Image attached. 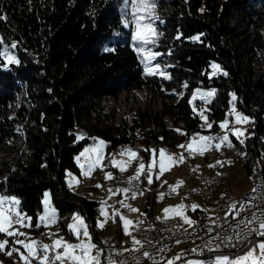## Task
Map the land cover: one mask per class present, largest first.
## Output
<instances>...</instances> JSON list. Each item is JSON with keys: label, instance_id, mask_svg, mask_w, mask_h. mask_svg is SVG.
I'll use <instances>...</instances> for the list:
<instances>
[{"label": "trees", "instance_id": "trees-1", "mask_svg": "<svg viewBox=\"0 0 264 264\" xmlns=\"http://www.w3.org/2000/svg\"><path fill=\"white\" fill-rule=\"evenodd\" d=\"M125 11L124 0H0V38L17 43L20 61L0 62V193L19 199L31 228L48 189L57 225L72 235L67 224L76 211L101 246L98 200L72 190L66 169L79 171L77 154L97 136L107 155L129 145L147 157L151 144L174 146L200 130L188 102L197 87L216 89L206 111L216 122L210 130L230 103L251 117L247 136L230 132L247 173L264 160V0H157L155 27L163 35L149 47L170 64L168 80L145 75ZM212 59L227 76L209 79ZM135 90H144L145 104L127 106L118 118L119 95ZM144 192L143 211L152 219L156 193ZM14 255L0 252V264Z\"/></svg>", "mask_w": 264, "mask_h": 264}, {"label": "snow or ice", "instance_id": "snow-or-ice-1", "mask_svg": "<svg viewBox=\"0 0 264 264\" xmlns=\"http://www.w3.org/2000/svg\"><path fill=\"white\" fill-rule=\"evenodd\" d=\"M126 11L124 13L125 19L123 20L124 25L127 27L129 25L133 26V31L131 32V40L133 42V47L138 55L141 56V62L144 65L143 71L146 76H162L165 79H171V76L168 75L162 68L160 63L153 64V61H156L158 57L163 55L158 51H153L150 45L155 47L158 44L160 37L163 35L158 29L155 27V22L159 20V16L156 14L157 0H124ZM130 8V12L127 9ZM203 11V9H201ZM130 17V19H129ZM0 19H6V17L0 16ZM163 23V21H160ZM175 39L179 40L180 35L178 34ZM194 41H198L200 39L199 36H194L191 38ZM0 45L3 47L0 48V62H5L7 65L19 64L20 61L13 54L11 49H15L17 47V43L13 41L10 45H5L3 38H0ZM168 54H171L169 50ZM212 68L211 74H209V79L215 77L217 75L227 76L228 73L224 72L219 64L212 63L210 65ZM183 87L187 88L188 85L185 83ZM216 93V89L212 88L207 91H202L200 88H196L191 93V99L188 101L190 105H193L192 111L197 113L203 123L200 125L201 129H211L213 123L209 122L205 112L207 109L201 105L199 111L197 107L194 105V101L198 98L203 101V104H210L212 98ZM233 100H235V94H232ZM227 116H234L233 125L240 124L241 122H248L249 118L242 113L236 111L235 106L231 108L228 112ZM230 121L226 117L221 122H219V127L223 129H227L232 132L233 135L236 136L237 139L243 135V132L239 129L229 128ZM177 132H180L177 129ZM182 135H187L186 133H181ZM197 137H199V141H197ZM82 138V137H81ZM162 139V138H161ZM243 143V141H240ZM103 141H100V144H103ZM214 143L216 149H219L222 144L227 146H231V141L227 132L223 136H206L197 133L193 135L189 143L178 145L179 148L184 149L188 152L189 156H192L195 152L199 151L201 155L209 149L210 145ZM97 151L95 148L92 149H84L83 152L76 158L77 164L80 166L82 170V175L88 176L95 168L100 166V160L102 157L98 154L95 159H91L87 161V167L85 164L81 163V157H86V154L89 152ZM151 153V162L147 165L141 161L137 167V171L134 176L129 178V185L132 184L133 181H138L141 175L146 176L149 184L153 183V173H156V179H159V176L164 173L167 168L166 160L173 164L176 163V158L171 155L166 156V150L160 149H152L147 150ZM157 151L159 152V158L157 159ZM128 154L129 163L138 157V153L133 151L132 149H122L120 155ZM180 161H183V154L178 158ZM217 164H221L222 162L217 161ZM114 167L118 168L121 172L125 171L123 162H116L114 159L112 161ZM215 165H209V167H214ZM158 169V171H156ZM71 175V174H69ZM111 178V173H106V179ZM166 183V182H165ZM183 181H178L177 186L182 184ZM97 187H101L97 185ZM130 191V188L117 189L116 193H124L127 194ZM176 187L170 186V192H175ZM109 198L113 194V190L109 189ZM141 195L143 193H140ZM137 193L135 191L132 192V198H135ZM164 193L160 194V198L163 199ZM44 211L38 217V223L34 226L39 228L42 225L44 227H48L51 223L54 222V213L55 209H51L49 207L50 204V194H44ZM121 208H126L131 212H138L139 210L136 208H132L131 205L125 204L123 200L118 202ZM20 201L15 196H10L7 194H0V234L5 236V239L0 240V252H4L6 247L9 249L7 251V255L9 257L17 254L19 257V261L22 264H103L101 257L104 255L103 249H98L97 244L93 242L91 234L89 232V227L86 224L83 217L77 215H73L72 223L67 225L70 233L77 240L76 243H70L65 241L63 237H59L53 240L51 244H44L41 241H36L31 237L26 236L25 233L19 231L18 228H15V225H19L20 227H33L32 217L27 216L22 210L19 209ZM107 202L102 200L100 213L104 216V221L97 222V227L103 228L104 223L111 218L114 222H116L117 218L120 222H122L123 232L126 235L131 236V232L129 231V225L133 224V221L124 217L119 209L115 206H108L112 208L111 215L109 216L106 210ZM190 207L191 211L195 212L200 206L197 204H192L190 206H186L183 203L176 205L174 207H166L164 212V218L167 220L168 213H173L174 216H179L183 222L189 226L196 224V221L191 219L188 215H186L187 209ZM243 207V205H241ZM237 205L235 203L229 206V210L236 211ZM206 211V210H205ZM238 214V213H237ZM174 218V217H173ZM159 219V218H158ZM215 223V221H212ZM257 222V218L253 216L252 220H249L246 223L252 224ZM142 223V221H138L137 224ZM186 231V229H185ZM211 231V229H209ZM248 232H255L256 235L264 237V219L259 220V228L251 229L246 228ZM55 235V234H52ZM21 236H24L25 239H20ZM8 238H11V242ZM239 238V236H238ZM226 240H231L232 237L225 236ZM133 249H125L124 251H139L140 248H143V242L137 240L134 236L132 237ZM179 242V241H178ZM106 243V242H105ZM19 245L21 247H16ZM139 245L140 247H135ZM205 247H208L209 251L213 249L209 244H206ZM216 248H219V244L216 245ZM23 249V250H21ZM62 249V251H61ZM114 251V250H113ZM163 251V249H161ZM196 251V249H193ZM116 255H121L122 253H115ZM143 256L148 259H153V264H159L149 252L144 251ZM137 259V264H139V258ZM176 259H180V257H174L172 261H169L168 264H174ZM106 264H126V261L120 260L116 261L112 259V256H108ZM187 264H206L205 261H188ZM211 264H264V241L258 242L255 246L249 248L243 255L236 256L235 258H231L227 255L217 256Z\"/></svg>", "mask_w": 264, "mask_h": 264}, {"label": "rangeland", "instance_id": "rangeland-1", "mask_svg": "<svg viewBox=\"0 0 264 264\" xmlns=\"http://www.w3.org/2000/svg\"><path fill=\"white\" fill-rule=\"evenodd\" d=\"M4 44L10 45L8 43H4ZM2 47L3 46H1V48ZM11 51L15 55L13 49H11ZM157 62L161 64L163 70L168 74L170 64H168L167 62H163V59L161 58V56L158 57L156 61H153V64ZM212 63L219 64L214 59L211 60L210 65ZM210 65H209L208 74H211L212 72V68L210 67ZM183 85H184V82L182 83V86ZM197 88H200L202 91H207V90L212 89V88H202V87H197ZM178 94H180V91L178 92ZM119 98H120L118 100L119 111L117 113L118 118L128 113L129 109L127 106L130 105V106L136 107L138 105L145 104L144 90H141V91L135 90V91L125 92V93L122 92L119 95ZM190 99H191V96H190ZM197 100H200V99L198 98ZM201 102L197 101L198 104L199 103L202 104L207 109L208 104L204 105ZM194 105H195V101H194ZM233 105H234L233 103H230L229 108L226 111V115L218 121V126L214 130H209L205 128V129L191 131L187 137L178 141L174 146H168L164 143H159L157 147H154L153 144H151L150 150L164 149L166 150V156L171 155L172 157L176 158L175 164L168 162L166 160L167 168L164 171V173L159 176V179H156V173L154 172L152 184L148 183L147 178L144 181V184H143L144 190L146 191L148 189H154L156 193V205H155L153 216L161 217V218H159L158 220L152 219L153 221L165 220L163 210L166 207H174L181 203H183L186 206L197 204L200 206L198 209L203 210V211L206 210L205 212L209 215V217L214 218L217 214H219V210H217V205L220 202V200L223 199L225 196H231V195L236 196L246 191H251L250 187L252 186V184L255 183V180H256L255 178L256 170L258 169L259 164H264V160L263 161L258 160L255 171L253 170L254 172H252V174H248L243 165V160H244L243 154L240 152L238 153L235 152V151H239V149L233 147L234 145L233 143L231 144V146L227 148H225L224 145L222 144L219 149H216L214 146V143H212L213 149L211 148L212 146L211 144L209 149H207L203 155H201L199 151H197L192 156H189L187 151L178 147V145L180 144L186 145L187 143H189L190 138L197 133H200L201 135H206V136H223L225 132H227L229 139H230V131H228L227 129L222 130L219 127V122H221L226 117L230 121V124L228 126L229 128L234 127V129H239L240 131H242L243 135L240 137L247 136L249 134L248 124L251 121V117L245 112L235 108L237 112L242 113L243 115L247 116L249 120L248 122H241L240 124L233 125L234 116H231V117L227 116L228 112L231 110ZM199 108L200 107H197L198 111H199ZM205 115L207 116V112H205ZM208 120L209 122H211L209 118ZM202 123L203 121L201 120V124ZM96 138H97V141L95 145L94 144L92 145L91 143H90L91 145L85 144L83 148L77 154L76 158L80 155L81 152L84 151V149L95 148L97 151L89 152L88 154H86V157H81V163L85 164V167H87V161L91 159H95L96 156L99 154L102 157V159L100 160V166L95 168L88 176H84L82 175V170L80 166L78 165L79 171L66 169L65 177L67 179L68 185L70 186L72 190L77 191V192H82L85 195H87L89 198L98 200L99 212L96 217V225L98 221L103 222L105 219L104 216H102L100 213V207H101L102 200L107 202L106 210L109 216L111 215L112 208L108 206H115L117 209H119L120 213L124 217L133 221V224L129 225V231L131 232V236L126 235L123 232L122 222H120L118 218L116 222H114L111 218H109L104 223L103 228L102 229L100 228L99 236L104 238L103 240L110 239L114 241L115 243L119 245V248L121 249V251H124L125 249H128L131 246V244H133L132 242L133 236L135 237L142 236V235H134L132 232L134 231V229L139 227V224L134 225V222L139 221V220L142 221L143 216H145L144 211H143L145 192L142 189V192H143L142 195L140 194L142 192H136L137 193L136 197L132 198V192H133L132 189H130V191L127 194L116 193V190L123 189V188H129V186H127L128 185L127 183L131 176L129 178H126V175L129 172H133L132 175L134 176V174L137 171V167L139 163L143 161L147 165L148 163L151 162L152 157H151L150 151H149V155L145 157L144 155H142L141 153H138L136 149H133V147L129 145L120 147L119 150L113 149L107 155L105 139L100 136H97ZM100 141H103L104 143L100 144ZM197 141H199V137H197ZM128 148L132 149L133 151H136L139 154L138 157L136 159H133L130 163H129V156L127 154L120 155V152L122 149H128ZM181 154H183V157H184L183 161H180L178 159L181 156ZM107 158H109V161H107ZM158 158H159V152L157 151V159ZM113 159L116 162H123L126 170L121 172L118 168L114 167L112 164ZM217 161H220L222 163L217 164L216 163ZM209 165H215V166L209 167ZM156 171H158V169ZM222 171H225L226 174L220 175ZM106 173H111V178L106 179ZM209 175H212V176L220 175L218 182L208 183L207 178ZM2 176L3 175H0V178ZM178 181H183V183L177 186ZM97 185H100L101 187H97ZM170 186H175L176 191L170 192ZM109 189L113 190V194L111 195V198H109V192H108ZM46 192L50 194V191L48 189L45 190L44 194ZM161 193L165 194L163 199L160 198ZM44 194L42 196V208H41V211L39 212V215L43 213L44 211V203H43L45 199ZM49 199H50V204H49L50 210L55 209L53 223H51L48 227H43L42 229H39L38 231H32L28 227H20L19 225H15L14 227L18 228L19 231L25 233L26 236L31 237L36 241H41L44 244H51L53 243L54 239H57L59 237H63L65 241H68L70 243H76L77 240L75 239L73 235H68L67 232L62 230L60 225H57L58 210L51 204L50 197ZM121 200H123L125 204H129L131 205L132 208H136L139 211L131 212L126 208H121L120 204L118 203ZM191 213L192 211L189 207L186 211V215H188L191 219H193L192 217L193 215ZM77 214L83 217L80 213L74 211L71 213V216L68 219V224L73 222L72 217L73 215H77ZM139 216L141 217L140 219H138ZM168 217L169 218L167 220L174 219L176 223L180 225L181 227L190 228L193 226V225L189 226L185 224L179 216H174V214L171 212L168 213ZM37 223H38V220H37ZM117 224L119 225V228ZM118 229L120 230V242H117V239L119 238ZM52 234H55V235H52ZM91 237H92V234H91ZM3 239H5V236L3 234H0V240H3ZM20 239H25V237L21 236ZM93 242L96 243L97 248L100 249V244L95 242L94 240ZM16 247H21V246L16 245ZM8 250L9 249L6 247L5 249L6 253ZM219 256H224V255H219ZM231 258H235V257L232 256ZM14 259L15 261H13V263H7V264H19L21 262L18 260L17 257H15V255H14Z\"/></svg>", "mask_w": 264, "mask_h": 264}, {"label": "built area", "instance_id": "built-area-1", "mask_svg": "<svg viewBox=\"0 0 264 264\" xmlns=\"http://www.w3.org/2000/svg\"><path fill=\"white\" fill-rule=\"evenodd\" d=\"M223 145L226 148L229 147ZM211 148H213V144ZM219 177L209 175L207 182L216 181ZM145 178L146 176L141 175L138 181H133L131 185L127 184L131 189L142 191V181ZM233 203L237 205V209L230 212L229 206ZM217 206L220 207V210L229 211L216 215L213 219H206V212L199 211L197 213L198 226L186 231L174 219L153 221L151 218L143 216L142 223L133 232L135 235H142L143 248H140L139 251H121L114 241H102L100 249L104 250V255L101 260L106 264L108 256L111 255L113 260H123L126 261V264H137L136 258H139V264H153V259L143 256V252L147 251L159 264H168L171 261L170 258L175 254L180 257V259H176V262L185 263L189 258H196L205 261L206 264H211L216 256L243 255L249 248L264 241V237L256 235L255 232L246 231V228H259V220L264 219V174L256 172V180L251 191L236 196H225ZM253 216L257 218V222L246 225L245 222L252 220ZM225 236H230L232 239L226 240ZM209 242L212 251L205 247ZM217 244H219V248H216ZM115 253L122 254L116 255Z\"/></svg>", "mask_w": 264, "mask_h": 264}, {"label": "crops", "instance_id": "crops-1", "mask_svg": "<svg viewBox=\"0 0 264 264\" xmlns=\"http://www.w3.org/2000/svg\"><path fill=\"white\" fill-rule=\"evenodd\" d=\"M96 141H97V138H95V139H93V142L91 143L92 145L94 144L95 145V143H96ZM90 144V145H91ZM128 155V154H127ZM127 157V156H126ZM109 161V160H108ZM132 173L133 172H129L127 175H126V178H129L130 176L132 177L133 175H132ZM119 174V173H118ZM117 174V175H118ZM135 175V174H134ZM146 179V178H145ZM145 179H144V181H145ZM143 184H144V182H143ZM128 186V185H127ZM252 186H253V184H252ZM251 186V187H252ZM250 187V188H251ZM130 188V187H129ZM131 189V188H130ZM223 211V212H222ZM229 210H220L219 211V214H224V213H227ZM143 214V213H142ZM219 214H217V215H219ZM154 218H152V219H156V220H158V218H161V217H155V216H153ZM193 217V220H195V216H192ZM141 217L139 216L138 217V219H140ZM140 221V220H139ZM137 222L138 221H135L134 222V225H136L137 224ZM44 226L42 225L40 228H37V227H35L34 226V228H30L32 231H38L39 229H42ZM186 228H188V227H186ZM135 237V236H134ZM140 237H141V239H142V236H138V237H135L137 240H140L141 241V239H140ZM101 239H104V238H102L101 237ZM116 245H117V248L119 249V250H121L120 248H119V245L116 243ZM136 246H138V245H136ZM135 246V247H136ZM134 247V245L133 244H131V246L128 248V249H131V248H133ZM15 257H17L18 258V260H19V257H18V255L16 254L15 255ZM174 257H177L176 256V254L174 255V256H172L171 258H170V260L172 261L173 260V258ZM214 259H215V257H214ZM188 261H201V260H199V259H196V258H189L188 260H187V262ZM19 262V261H18ZM187 262H185L184 264H187ZM19 264H22V262H20ZM34 264H36V262H34ZM174 264H183L182 262H176V260L174 261Z\"/></svg>", "mask_w": 264, "mask_h": 264}, {"label": "bare ground", "instance_id": "bare-ground-1", "mask_svg": "<svg viewBox=\"0 0 264 264\" xmlns=\"http://www.w3.org/2000/svg\"><path fill=\"white\" fill-rule=\"evenodd\" d=\"M143 64V63H142ZM143 67H144V65H143ZM168 75H169V73H168ZM159 78H162V79H164V80H168V79H165L164 77H162V76H158ZM226 148V147H225ZM120 148H118L117 150H119ZM236 153H238L239 151H235ZM257 171H259L261 174H264V164H259V166H258V169L256 170V172ZM223 174H226V172L225 171H222L221 173H220V175H223ZM220 175H215V176H220ZM255 178H256V174H255ZM218 180H219V178L216 180V181H213V182H215V183H217L218 182ZM133 191H135V192H142L140 189H132ZM143 193V192H142ZM217 210H219L220 211V207H218L217 206ZM223 212V211H222ZM197 216H196V218H195V221H196V224H194L192 227H190V228H185L186 230H192V229H194V228H196L197 226H198V214H196ZM206 219H213V217H209V215L206 213ZM138 228V227H137ZM134 232V231H133ZM132 232V233H133ZM134 234V233H133ZM132 234V235H133ZM135 235V234H134ZM104 241H111L110 239H108V240H104Z\"/></svg>", "mask_w": 264, "mask_h": 264}, {"label": "clouds", "instance_id": "clouds-1", "mask_svg": "<svg viewBox=\"0 0 264 264\" xmlns=\"http://www.w3.org/2000/svg\"><path fill=\"white\" fill-rule=\"evenodd\" d=\"M155 50H157V49H155Z\"/></svg>", "mask_w": 264, "mask_h": 264}]
</instances>
